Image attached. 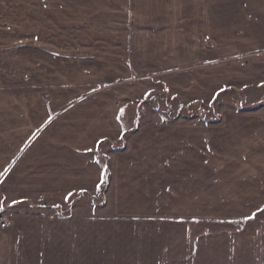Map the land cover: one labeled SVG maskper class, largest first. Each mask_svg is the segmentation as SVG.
<instances>
[{"label": "crops", "instance_id": "obj_1", "mask_svg": "<svg viewBox=\"0 0 264 264\" xmlns=\"http://www.w3.org/2000/svg\"><path fill=\"white\" fill-rule=\"evenodd\" d=\"M37 2L49 10V0ZM92 5L78 22L98 37L129 23L141 41V71L149 74L201 61L211 81L214 60L264 51V0H92ZM118 17L124 24H115ZM41 28L31 30L28 45L49 39L53 25L44 22ZM232 38L241 46L228 50ZM14 46L33 59L24 64L17 51L1 54L0 65L13 57L1 71L29 72L37 65L34 53L43 58L42 70L52 68V51L20 47L19 41ZM214 51L220 57L213 58ZM255 62L246 68L260 69ZM1 85L0 218L9 224L0 228V264H264V219L257 217L264 215V115L237 111L220 124L196 116L192 124L168 125L156 112L158 125L127 130L121 105L110 125L100 119L96 127L85 120L57 127L67 116L53 110L65 99L49 93L7 96ZM61 87L60 95L66 94L68 86ZM184 92L172 96L181 100ZM190 93L188 104L212 102L211 96L205 101ZM123 137L118 150L101 147L113 148ZM52 195H60L65 206L50 208L61 210L19 211L30 198ZM80 196L94 209L101 196L100 211L68 213ZM248 216L256 217L245 221Z\"/></svg>", "mask_w": 264, "mask_h": 264}, {"label": "rangeland", "instance_id": "obj_2", "mask_svg": "<svg viewBox=\"0 0 264 264\" xmlns=\"http://www.w3.org/2000/svg\"><path fill=\"white\" fill-rule=\"evenodd\" d=\"M49 2V10L44 11L37 0H0V55L17 51L14 44L19 41L22 44L20 47L52 51L53 59L50 62L52 68L42 70L39 64L43 58L34 53L37 65H32L29 72L22 70L20 73L9 68L1 71L2 66L10 65L13 57L7 62L5 60L4 65H0V83H5L1 87L7 96L14 95L23 99L24 94L40 96L49 93L56 99H65L63 104L53 108V115L63 113L67 116L59 120L57 127H61L65 122L72 125L83 120L88 121L91 127H96L100 119L104 124L110 125L114 122L115 111L119 110L121 105L125 107L120 109V121L127 130L158 125L161 120L156 112L164 117V121H169L168 125L192 124L195 120L193 115H203L208 123L213 124L219 123L222 117L232 116L231 114L237 111L258 112V115H264V51L257 57L223 56L224 60H220L221 63L214 60L216 70L212 73L211 81L204 78L208 66L201 61L193 62L191 65L183 64L181 61L182 66L178 67V70H159L149 74L141 71L139 53L142 50L141 41L132 36L130 24L125 25L123 18H116L115 24H124L118 31L114 29L117 32L111 30L102 34L101 31L102 35L98 37L94 28L78 22L82 21L83 15L80 13L88 11L93 6L92 0ZM234 9L235 7L229 8L230 12ZM44 22L53 25L49 39L41 38L36 43L28 45L27 39L31 30H43L41 26ZM229 40L228 50H233L234 46H237V49L241 46L236 44L237 40L233 38ZM183 41L184 45H188L187 38ZM216 42L218 40L214 36L213 45L217 46ZM188 49L189 47H186L185 50ZM19 54L21 63H26L22 61L24 59H33V55L27 49L17 51L15 56L19 57ZM212 55L213 58L220 57V52L217 54L214 51ZM180 57H184V54ZM252 60H256L255 64L258 62L261 64L260 69L246 68L248 62ZM196 74H201L202 77L195 82L193 80ZM190 79L192 80L189 81ZM261 81L263 82L260 83ZM159 83L167 84L170 91ZM62 85L68 88L66 94L60 95ZM154 89L158 94L150 92ZM178 90L185 91L179 96L181 100H187L192 96L190 92H194L205 101L211 96L212 102L203 105L181 102L179 98L172 96ZM146 91L150 93L144 96ZM214 100L215 111L212 106ZM83 101L87 105L84 106ZM124 138L113 148L109 143H104L101 147L103 150H118L125 145ZM60 197L52 195L47 198H28L27 204L32 207L24 205L25 208H20L19 211L30 214L57 212L61 208L50 207L54 203L65 206ZM73 199L67 209L70 214L90 216L100 211L101 196L100 200L96 199L95 205H98L96 209L91 207V200L87 196ZM44 203L47 208L38 206ZM254 217L256 216H248L245 221H253ZM257 217L264 219V215Z\"/></svg>", "mask_w": 264, "mask_h": 264}, {"label": "built area", "instance_id": "obj_3", "mask_svg": "<svg viewBox=\"0 0 264 264\" xmlns=\"http://www.w3.org/2000/svg\"><path fill=\"white\" fill-rule=\"evenodd\" d=\"M9 224V219L2 217L0 218V228H5Z\"/></svg>", "mask_w": 264, "mask_h": 264}, {"label": "trees", "instance_id": "obj_4", "mask_svg": "<svg viewBox=\"0 0 264 264\" xmlns=\"http://www.w3.org/2000/svg\"><path fill=\"white\" fill-rule=\"evenodd\" d=\"M215 102H216V100H214L213 103H212V104H213L212 106H213V110H214V111H215V109H214V104H215ZM194 116L196 117V115H193V117H194ZM197 117H198L200 120H202V121H206V122H208V121L204 118L203 115H202V116H197ZM212 121H213V120H212ZM100 191H102V188H101Z\"/></svg>", "mask_w": 264, "mask_h": 264}, {"label": "snow or ice", "instance_id": "obj_5", "mask_svg": "<svg viewBox=\"0 0 264 264\" xmlns=\"http://www.w3.org/2000/svg\"><path fill=\"white\" fill-rule=\"evenodd\" d=\"M255 215V214H254Z\"/></svg>", "mask_w": 264, "mask_h": 264}]
</instances>
